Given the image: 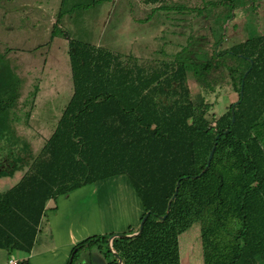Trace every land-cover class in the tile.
I'll return each instance as SVG.
<instances>
[{
  "label": "trees",
  "instance_id": "1",
  "mask_svg": "<svg viewBox=\"0 0 264 264\" xmlns=\"http://www.w3.org/2000/svg\"><path fill=\"white\" fill-rule=\"evenodd\" d=\"M105 1L110 0L96 4ZM136 1L155 5L150 17L173 15L192 29L183 42L174 43L179 47L174 53H165L169 42L163 40L157 52L164 58L155 66L140 65L133 53L124 56L70 38L73 92L37 154L14 126L19 95L4 92L8 100L0 98L1 113L9 103L13 109L0 117L1 130L18 154L11 167L27 166L12 187L0 192V248L29 253L48 200L124 174L143 206L140 219L148 215L137 235L112 239L122 264H180L179 236L192 225L199 229L203 264H264L261 0H203L202 6L185 5L186 0ZM224 2L229 12L220 10ZM237 7L245 13L242 38L228 28ZM246 22L258 24V31L248 32ZM59 33L53 26L51 37ZM190 82L197 93H190ZM228 92L237 99L215 116L212 109ZM95 242L106 247L109 264H119L107 235L84 239L72 257Z\"/></svg>",
  "mask_w": 264,
  "mask_h": 264
},
{
  "label": "rangeland",
  "instance_id": "2",
  "mask_svg": "<svg viewBox=\"0 0 264 264\" xmlns=\"http://www.w3.org/2000/svg\"><path fill=\"white\" fill-rule=\"evenodd\" d=\"M134 1L110 0L96 4V0H0V98L8 100L4 92L8 96L9 93L19 95L17 107L14 108L17 117L14 126L29 142L32 155L37 154L43 146L73 92L68 58L70 38L85 42L90 40L96 47L116 50L115 52H126L130 49L140 65L153 66L155 63V66L156 59L164 58L157 52L163 40L169 42L163 46L165 53H174L179 47L173 43L177 39L183 40L192 29L186 27L188 24L185 22L175 25L173 15L166 17L159 13L156 21L158 26L148 23L141 25L144 22L141 20L149 17L146 12L148 6L139 3L143 8H147L136 13L138 17L146 14L139 20L131 8ZM233 1L239 4L240 0ZM186 3L187 1L183 4ZM85 4L90 6L84 7ZM220 5L223 6L221 9ZM220 5L217 10L229 12L225 2ZM238 9L237 7L234 12L233 24L239 28L235 35L241 34L240 27L245 14ZM128 12L132 13L131 16L137 19L136 22H140V25L136 26L130 21ZM257 12V25L264 30V0L259 1ZM246 16L248 17V13ZM165 20L166 22H163ZM161 22L163 25H160ZM257 25L246 22L244 29L249 28L248 32H251L256 28L258 31ZM53 26H57L60 33L51 37ZM162 37L164 39H161ZM189 85L190 93L195 94L194 90H197L198 86L193 82ZM236 99L235 92L224 94L211 113L218 116ZM12 112L9 103L5 113L0 112V117ZM25 113L30 114L29 121H25ZM4 124L0 126V171H25L27 166L20 168L21 165L19 167L16 164L14 169L11 167V158L18 154L10 144L9 136L1 130ZM4 176L9 175L0 174V177ZM9 183L7 181L4 185L0 184V192L8 189ZM127 184L130 186L127 187ZM82 193L85 194V200H81L80 204L78 202L83 210L81 221L85 231L91 234L86 238L100 236L101 234L96 233L105 229L103 225L110 219L126 223L136 216L133 207L138 205L139 197L124 174L116 178L111 177L108 183L99 184L98 188L88 185L82 189ZM194 228L183 233V236L186 235L185 241L181 240L182 237L180 239L183 264H203L199 229L197 225ZM121 234L124 233L119 232L118 235ZM109 235L107 234V238ZM97 244L78 248L74 256L69 257V264H109V257L105 256L106 247L100 244L96 246Z\"/></svg>",
  "mask_w": 264,
  "mask_h": 264
},
{
  "label": "crops",
  "instance_id": "3",
  "mask_svg": "<svg viewBox=\"0 0 264 264\" xmlns=\"http://www.w3.org/2000/svg\"><path fill=\"white\" fill-rule=\"evenodd\" d=\"M186 1H187L186 4H189V5L192 4V5L202 6L203 4V0H186ZM105 2H109V1H105ZM139 3H140L139 1L135 0L134 3H131V4H133L132 8L135 13L134 15L137 17V19L140 20V18H143V16H145L146 14L144 13L143 16L138 17L136 13L140 11L141 9H147V8H143L141 4ZM135 5L137 6V8H134ZM153 6L155 5H149L148 10L146 11L149 17L150 15H152L151 8ZM235 11L236 10H234V12ZM129 14L130 15H128V17L130 21L133 22V24H135L136 26L140 25V22H136L137 19L131 16L132 13H129ZM157 14L158 13H155L153 17L149 18L148 21L141 23V25L148 23L149 25H152V26H158L156 24V21H158ZM244 20L245 19H243V22ZM174 21H175V25L184 24L183 22H185L186 24H188L186 27H190V24L188 21H186V19L181 20V21H177V19H174ZM163 22H166V20ZM163 22H161L160 25H163ZM234 22H235V16H233L232 19L230 20L228 24V28L231 26L230 30H231L233 37L239 36V38H242L243 37V34H242L243 33L242 32L243 22H242V26L240 27L241 34H237V35L235 34L239 28L236 26V24H233ZM185 37L183 40H185ZM183 40L177 39L175 43H181L183 42ZM89 42L95 45L93 41L89 40ZM116 45L119 46L120 44H116ZM118 53H121L123 55L125 54L128 55L132 52H130V49H128L126 52H124L123 50L122 51L118 50ZM188 86L190 85L188 84ZM194 91H196L197 93L198 89ZM23 173H24V170L23 171L22 170H17V171L10 170L9 172L0 171V174L9 175V176L0 177V184L4 185V183H6L7 181L10 182L8 184L9 186L8 189H9L21 178ZM117 176L119 175L112 176V177L116 178ZM9 178L10 179L12 178L14 180L11 181L9 180ZM110 178L111 177L98 180L91 184H87L77 189H74L72 191H69L66 194L59 195L56 199L48 200L46 203V210L39 223L38 232L36 234L34 244L32 246L31 251L29 253H23L19 251L8 252L7 250L0 248V264H7V261L9 258L16 259L18 261V264L22 261L27 262V264H67V262L69 261V257L70 256L72 257L71 254H72L73 248L78 243L83 241V239H85L87 236L91 235L90 233L85 231L83 222L81 221V214L83 210L81 209L82 207H80L79 204L81 200L82 201L85 200L83 198L85 194L82 193V189L88 185H92L95 188H98L99 184L108 183ZM126 186L129 187L130 185L127 184ZM129 199L130 201L132 200L131 194L129 196ZM138 201H139L138 205L133 207L136 213V216H134L131 220L124 223V221H116V220L113 221L112 219H110L108 222H106V224L103 225L106 228L105 229L103 228L101 229V231L96 233V234H101V235L111 234V236L108 238V244H109L110 250L112 249L113 251H115L111 246V241L113 238H115V236L119 234V232H122L126 235H132L136 233L135 230L138 227L137 226L138 221L143 213V206L141 204L140 199ZM104 211H105V208H104ZM194 226L195 225H192L188 230H191V229L193 230ZM182 236H183V233L179 236L180 264H183V257H182L181 246H180V239ZM110 238H111V241H110ZM16 254H19V255L17 256Z\"/></svg>",
  "mask_w": 264,
  "mask_h": 264
},
{
  "label": "water",
  "instance_id": "4",
  "mask_svg": "<svg viewBox=\"0 0 264 264\" xmlns=\"http://www.w3.org/2000/svg\"><path fill=\"white\" fill-rule=\"evenodd\" d=\"M251 64H252V63H251ZM250 67H251V66H250ZM240 94L242 95V90L240 91ZM231 112H232V115H233V108L231 109ZM232 120H233V118H232ZM216 137H217V136H216ZM215 145H216V144H214V145L212 146V148H211V150H210V152H209V155H208L207 163H206L205 167L202 169V171L200 172V174H203V173L206 171V169H207V167H208V165H209V163H210V160H211V158H212V155H213V152H214V149H215ZM193 177H196V176H193ZM178 185H179V182H177L176 187H175V189H174V193H173V195L171 196V198L169 199V201H168V203H167L166 213H165L164 216H162V218H164V217L167 215V213H168V210H169V208H170V203H171V201L173 200V198L175 197V195H176V193H177ZM147 215H148V213H146V214L143 216V218L140 220L139 227H138V231H137L136 233H134V234H132V235L121 234V235H117V236H115V237H122V238H123V237H131V236H135V235H137V234L142 230L143 222H144L145 218L147 217ZM110 241H111V238H110ZM111 252H113L114 256L117 258L118 263H119V264H122V261H121L119 255H118L115 251H113L112 249H111Z\"/></svg>",
  "mask_w": 264,
  "mask_h": 264
},
{
  "label": "built area",
  "instance_id": "5",
  "mask_svg": "<svg viewBox=\"0 0 264 264\" xmlns=\"http://www.w3.org/2000/svg\"><path fill=\"white\" fill-rule=\"evenodd\" d=\"M7 264H18V261L14 258H9Z\"/></svg>",
  "mask_w": 264,
  "mask_h": 264
}]
</instances>
